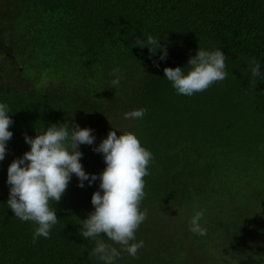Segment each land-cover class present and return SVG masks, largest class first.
<instances>
[{
	"label": "trees",
	"instance_id": "trees-1",
	"mask_svg": "<svg viewBox=\"0 0 264 264\" xmlns=\"http://www.w3.org/2000/svg\"><path fill=\"white\" fill-rule=\"evenodd\" d=\"M148 36L166 60L162 49L135 47ZM198 48L221 50L227 77L178 94L164 69L187 74ZM0 103L14 122L0 161V264H103L79 234L99 179L80 188L73 175L49 201L58 219L50 238L35 243L37 225L7 206V169L30 151L24 135L65 121L93 130L94 144L79 147L90 176L106 168L93 148L110 131L152 153L133 241L144 246L115 264H264V0H0ZM141 108L142 119L124 118ZM196 212L205 236L189 230Z\"/></svg>",
	"mask_w": 264,
	"mask_h": 264
},
{
	"label": "clouds",
	"instance_id": "clouds-1",
	"mask_svg": "<svg viewBox=\"0 0 264 264\" xmlns=\"http://www.w3.org/2000/svg\"><path fill=\"white\" fill-rule=\"evenodd\" d=\"M135 47L148 48L155 55L158 50L162 54L160 60H166L167 49L162 47L160 40L147 37V41L137 39ZM226 56L221 50L205 51L198 48L196 55L191 57L187 65V74L183 68H165L164 77L172 83L178 94L192 96L194 93L207 90L212 84L227 77L225 71ZM251 74L259 77L260 66L253 60ZM159 65H157L158 67ZM121 70L113 69L111 75L112 88H118ZM8 105L0 103V161L6 156V145L13 133L9 131L14 123L10 118ZM146 109L141 108L125 113V119H142ZM93 130L81 129L74 121L47 127L43 134L31 138L24 135L25 143L30 151L15 159L7 169L9 199L7 206L21 221L34 222L33 243L39 237L50 238L51 228L58 222L56 211L49 207V201L58 203L67 190L68 184L75 175L78 187L83 188L84 182L89 186L99 179V191L93 193L91 204L94 211L82 221L79 234L85 239L95 241V247L89 253L103 264H115L122 253L136 258L137 252L144 246L143 241H135V233L146 219V210L140 211V204L145 196L144 177L149 175L148 165L152 153L141 146L140 141L132 133L117 136L110 131L106 139L93 151L103 155L106 168L99 175L87 174L80 160V145H93ZM203 212H196L190 221L189 230L205 236L207 230L201 227ZM103 237L119 245V250ZM132 242V243H130Z\"/></svg>",
	"mask_w": 264,
	"mask_h": 264
}]
</instances>
